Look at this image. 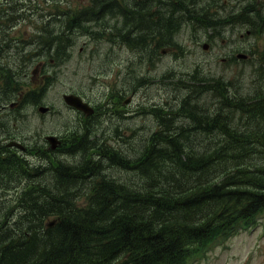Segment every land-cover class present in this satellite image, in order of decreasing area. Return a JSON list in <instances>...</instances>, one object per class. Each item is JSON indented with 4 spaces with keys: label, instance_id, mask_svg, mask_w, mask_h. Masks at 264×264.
<instances>
[{
    "label": "trees",
    "instance_id": "trees-1",
    "mask_svg": "<svg viewBox=\"0 0 264 264\" xmlns=\"http://www.w3.org/2000/svg\"><path fill=\"white\" fill-rule=\"evenodd\" d=\"M30 3L18 0L11 5L15 13H8L6 5L0 8V59H7L4 50L23 36L13 35L19 27L30 25L28 14L39 9L43 16L63 7V0L33 1L32 9ZM161 5L162 0H73L67 36L61 34L66 22L57 21V32L49 27L22 40L17 49L30 45V57L66 55L73 36H100L90 24L119 13L139 16L135 46L159 48L172 33L164 15L142 12ZM11 66V59L0 62L13 71ZM230 85L218 81L214 105H200V96L185 90L172 111L185 112L183 121L190 124L174 127L175 118L166 112L168 122L148 131L147 146L137 149L136 177L142 181L136 185L105 173L93 177L95 170L84 162L71 176L65 167H44L41 181L48 191L41 197L21 192L13 206L0 200V264H190L210 245L255 226L264 214V86L230 96ZM105 150L111 163L129 171L130 160L123 165L119 153ZM13 170L22 168L0 159V184Z\"/></svg>",
    "mask_w": 264,
    "mask_h": 264
},
{
    "label": "flooded vegetation",
    "instance_id": "flooded-vegetation-1",
    "mask_svg": "<svg viewBox=\"0 0 264 264\" xmlns=\"http://www.w3.org/2000/svg\"><path fill=\"white\" fill-rule=\"evenodd\" d=\"M17 1L0 0V8L6 5L8 13H15L11 5ZM29 1H31L30 9L33 8V1L35 4L40 2V0ZM185 1L187 0H162V5L156 6L157 9L154 10L155 6H150L142 12L146 17H150L159 10L163 13L165 26L172 32L166 36V44L164 46L159 48H155L154 44L135 46L138 31L136 19L130 14L119 13L116 16L106 15L98 24L91 23L90 26L93 31H101L100 36L89 34L73 36L74 44L67 54L58 55L55 58H50L44 54V58L30 57L33 52L29 50L30 45L25 51L17 48L24 45L22 40L28 39L32 35H39L49 27L57 32L58 29L55 25L57 21L66 22L61 34L67 36L71 32L67 23L73 19V0H63V7L60 10H57L56 7L52 8L53 11H50L51 13H43V16L39 14V9H37V13L34 15L28 14L30 25L19 27L18 32L13 35L23 36L17 40L16 46L4 50L8 58L0 59V62L8 63H10L11 59L13 66V58L17 57L20 63L15 69L11 66L13 71L0 67V159L3 162L9 159V164L22 168V171L19 173H16L14 170L9 173L4 172L7 175L6 178L1 177L0 200H7L6 192L3 191L4 189L11 188L12 186L18 187L19 183H21V186L14 195L17 196L23 192L25 196L27 191L33 189L36 193L27 195L26 197L32 195L41 197L48 191L41 181L42 169L48 166L55 170L59 167H65V172L71 176L80 169L78 166L81 163L87 162L88 165H92L91 168L94 166L93 177L98 173H106L113 177L120 165L119 163H111L106 158V148L113 149L116 153H119L122 163L126 164L127 159L130 160L131 164L128 168L129 173L127 174L129 178L127 179L133 181V185H136L134 179L136 177L135 161L137 149H144L148 144L150 134L160 129V123L168 122L165 121V116L168 115L166 112L175 118L173 122L174 127L190 124V122L183 121V114L185 112L178 113L179 109L172 111L184 100L185 90H194L196 96H200V98L205 100L204 105L209 103H211L210 105H214L217 102L216 87H218V80H211L204 85L201 82L194 85H185L181 82L173 84L167 82V85H163V83L153 82L151 84L153 89L156 86L159 87L158 94L154 96L153 100H149L147 96L139 102L136 110L130 113H122L117 110L122 105L128 106L131 104L132 98L119 103V99H124L127 96L126 94L123 96L119 94L109 95V110L97 111L81 96L71 93L66 96L74 95L79 97L89 106V110H82L67 104L80 116L81 121L72 124L71 128L68 129L70 131L69 134L63 140L49 134L40 138V140L38 138L35 139L38 142L35 146H29L19 140L18 137L12 135L13 125L17 124L20 127L23 111L27 107L37 104L43 98L45 92L51 90L53 84L56 82L54 74L57 71L55 69L65 66L68 60L73 57L78 39H87L97 44L109 43L113 50L135 51L139 48L140 50L138 51H146L152 57L158 55V52L165 53L169 43L173 46L176 45L174 39L178 31L183 28L182 26L201 36L210 35L209 37H215V39L224 31H227L231 34L229 35L230 37L236 36L242 39L241 43L237 42V39L233 41L232 45L235 44L237 47V50L233 54L242 52L243 54L237 56L239 59H243V61H256L259 64L258 67L264 72V0H212L211 5L204 10V13L201 12V4L197 3V0H193L196 4L190 6H187ZM219 2H224L225 5H228V9L225 11L227 12L226 14L218 12ZM212 7H216V13L214 14ZM235 57L232 56L231 60H234ZM20 58L25 60L21 61ZM224 62H227V60L225 59ZM58 63H61V66H58ZM30 69L31 71L29 72ZM23 71H26V73L23 74ZM102 71H108L107 80L115 77L112 69L107 70L106 63L102 65ZM222 81L226 84L230 83ZM113 84L116 83L110 81L103 84V86L106 88V86H112ZM231 89L232 85H230V89L228 90L230 96L239 95L237 91L233 93ZM168 92L173 94L172 97L163 98L162 96ZM63 97L65 99L64 95ZM200 98L198 99L199 103ZM43 109L47 110L45 114L52 113V107L45 106ZM137 113L151 119L153 124L148 127V131L152 130V132L150 134L149 132L143 133V137L132 144H123L124 138L115 134L116 126L121 121H124L125 118L136 116ZM175 114L179 115V120L174 116ZM152 126L156 128L154 129ZM34 133L36 135L37 131H34ZM19 152L21 156L18 155ZM127 152L129 153V158L126 157ZM59 154L63 156L59 157ZM103 158H106V161L103 162L102 166H97L98 160H102ZM26 161L32 168L28 166ZM125 169L122 170L126 171ZM87 179L91 178L88 177ZM36 184L41 186V191L35 188ZM29 185L31 186L30 188H28ZM13 205L12 200L9 201L7 206Z\"/></svg>",
    "mask_w": 264,
    "mask_h": 264
},
{
    "label": "rangeland",
    "instance_id": "rangeland-1",
    "mask_svg": "<svg viewBox=\"0 0 264 264\" xmlns=\"http://www.w3.org/2000/svg\"><path fill=\"white\" fill-rule=\"evenodd\" d=\"M197 3L201 4V12L204 13L212 0H197ZM227 9L228 5L219 2L218 12L226 14ZM212 12L216 13V7H212ZM135 19L139 20V16H135ZM182 27L175 36L176 45L169 43L165 53L158 52V55L152 57L146 51L113 50L109 43L97 44L87 39H78L73 57L65 66L55 69L56 82L51 90L46 91L37 104L23 111L20 127L14 124L12 135L29 146H35L38 143L35 139L40 140L49 134L63 140L69 134L68 129L72 124L81 121L80 116L67 105L63 97L71 93L81 96L97 111L109 110V95L126 94L124 99H119V103L132 98L131 104L122 105L117 110L130 113L136 110L139 102L147 96L149 100H153L158 94L159 87L153 89L151 85L153 82L163 85L180 82L194 85L201 82L204 85L211 80H224L232 84V90L244 95L252 93L257 87L264 86V72L258 67L259 64L254 60L239 59L237 56L243 54L242 52L233 54L237 50L236 45H232L233 41L237 39V42L241 43L242 39L236 36L230 37L231 34L227 31L215 39L209 37L210 35L201 36L188 30L187 27ZM177 46L179 47L176 48ZM205 47L208 49L206 50ZM29 50L33 51V48L30 47ZM232 56H236L234 60H231ZM225 59L227 62H224ZM20 60L25 59L20 58ZM12 63L14 69L20 64L18 58H13ZM104 63L107 64V70L113 71L115 77L111 80H107L108 71L101 72ZM110 81L116 84L105 88L103 84ZM172 95L168 92L162 97L166 99ZM204 103L205 100L200 98V105ZM45 106L52 107V113L45 114L47 112L43 109ZM174 116L179 120L178 114ZM152 124L150 118L137 113L136 116L121 121L116 126L115 134L124 138L123 144H132L143 137V133L148 132V127ZM34 131H37L36 135ZM142 150L143 148H140V152ZM18 155L21 156L20 152ZM62 156L59 154V157ZM126 157L129 158L128 152ZM26 163L28 164L27 161ZM28 166L32 168L29 164ZM128 173L129 171L117 169L113 177L126 181L129 178ZM140 181L142 179L135 177V184ZM20 186L21 183L18 187L12 186L3 190L6 192L7 200H4L6 206L9 201L15 199L14 193ZM34 193L36 191L31 189L25 193V196ZM204 254V257L191 260L190 264H264V214L257 217L255 226L246 230L241 228L233 238L210 245L209 250Z\"/></svg>",
    "mask_w": 264,
    "mask_h": 264
},
{
    "label": "water",
    "instance_id": "water-1",
    "mask_svg": "<svg viewBox=\"0 0 264 264\" xmlns=\"http://www.w3.org/2000/svg\"><path fill=\"white\" fill-rule=\"evenodd\" d=\"M205 49L207 50L208 47H205ZM66 103L68 105L74 106L78 109H82V110H89V106L87 103H85L81 98L76 97L74 95L71 96H66ZM55 224V222L51 223V225H49V227H52Z\"/></svg>",
    "mask_w": 264,
    "mask_h": 264
},
{
    "label": "bare ground",
    "instance_id": "bare-ground-1",
    "mask_svg": "<svg viewBox=\"0 0 264 264\" xmlns=\"http://www.w3.org/2000/svg\"><path fill=\"white\" fill-rule=\"evenodd\" d=\"M141 23V22H140ZM141 30V29H140ZM141 40V39H140ZM143 42V41H142ZM140 43V42H139ZM139 45V44H138ZM195 76V75H194ZM176 122V121H175ZM74 144V143H73ZM82 152V151H81ZM83 155V154H82ZM90 156V155H89ZM86 158V157H85ZM65 159V158H64ZM89 160V159H88ZM123 165H124V163H123ZM88 166V165H87ZM92 166V165H91ZM90 168V167H89ZM90 169H92V168H90ZM93 169H94V166H93ZM107 170V169H106ZM91 171V170H90ZM88 172H89V170H88ZM97 173V172H96ZM7 175V174H6ZM103 178V177H102ZM100 179V178H99ZM102 180V179H101ZM116 181V180H115ZM37 185V184H36ZM119 187V186H118ZM117 189V188H116ZM132 189V188H131ZM122 192V191H121ZM125 193V192H124ZM125 196V195H124ZM4 208V207H3ZM8 215V214H7Z\"/></svg>",
    "mask_w": 264,
    "mask_h": 264
}]
</instances>
